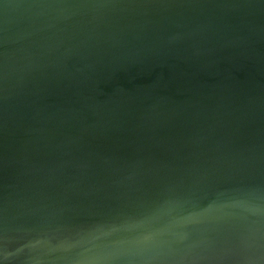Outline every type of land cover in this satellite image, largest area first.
I'll use <instances>...</instances> for the list:
<instances>
[{"label":"water","instance_id":"95a60500","mask_svg":"<svg viewBox=\"0 0 264 264\" xmlns=\"http://www.w3.org/2000/svg\"><path fill=\"white\" fill-rule=\"evenodd\" d=\"M0 264H264V0H0Z\"/></svg>","mask_w":264,"mask_h":264}]
</instances>
